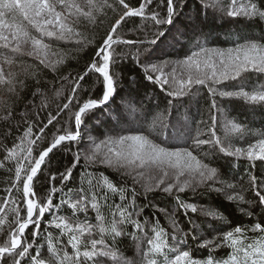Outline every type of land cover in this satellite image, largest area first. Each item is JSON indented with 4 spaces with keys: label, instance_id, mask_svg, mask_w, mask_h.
Listing matches in <instances>:
<instances>
[{
    "label": "snow or ice",
    "instance_id": "obj_1",
    "mask_svg": "<svg viewBox=\"0 0 264 264\" xmlns=\"http://www.w3.org/2000/svg\"><path fill=\"white\" fill-rule=\"evenodd\" d=\"M187 4L188 0H137L136 5L126 0H117L116 4L109 3V0H84L83 3H76L75 0H0V55H3V63H0V85L6 87L8 93L13 96L18 95L17 84L22 85L23 82L18 79L17 73L5 72L4 64L11 67L16 62L12 57L26 54L37 60L44 68H53L55 71L54 65L59 61H48L47 50L50 45L44 42L45 37L69 42L74 36H80V33L74 32L73 27L69 25L70 17L82 16L92 19L95 13L109 9L118 15L98 42L87 67L72 78V94L66 98L67 103L60 109L61 112L69 110V119L74 116L75 130L63 128V134H54L51 143L40 151L38 156H34V146L47 135L45 129L56 119L50 114L47 123L39 128V133L33 134V124H28L20 143H14L10 149L5 147L7 152L5 159H14L16 163L15 180L18 182V190L22 192L21 201L17 203H22L23 208L13 209L15 227L10 234H6L7 239L0 237L3 239L0 246V264H45L37 243L42 225L45 231L48 227H54L60 230L61 236L68 237L67 244L71 247L72 253L63 251L61 255L52 245V233H48V248L53 253L56 264H110V261L114 264H137L136 260L130 261L116 250L117 238L124 235L122 227L124 225H131L142 233L139 237L133 235V239L136 241V248L141 252L142 261L146 264H158L153 258L156 255L163 257L162 264H264L262 222H256L250 228L237 225L231 230L218 232L212 239L201 240L198 233L200 225L195 221L189 219L191 229L185 232L173 220L170 237L172 243L169 244V233L160 226L158 219L150 226L148 218L143 222L140 220L144 207L148 205L141 208L136 205L138 195L135 187L138 182L136 177L145 174L140 171L141 169H149L157 173L158 179L154 186L146 185L143 194L159 189L169 196H174L178 208L183 210L185 216L191 212L211 217L213 221H225L222 214L207 207L198 208L195 203H187L181 199L179 194L186 190H191L193 194H196L198 189L225 193V187L233 189L234 186L232 184L224 186L217 168L210 167L209 163L194 155L193 150L178 144H169L167 141L182 139L181 131L173 135L177 129H184L187 132L188 137L193 140V149L211 145L226 157H246L253 167L255 161L264 162V133L260 134V138L254 144H249L247 149L236 147L232 150V134L241 133L244 129L228 121L224 125L226 132L221 137L217 135L216 115V113L223 115L217 97L240 98L253 105L264 104V82L258 81L259 87L252 84L251 90H246V82L253 74L264 78V42H261L264 38H244L243 42L237 40L233 46L227 48L206 47L208 34L205 29L209 19H216L215 15L208 12V8L225 13L224 0H201V6L194 16L184 15ZM158 8L164 9L165 14L157 11ZM226 15L231 18L258 17L264 20V6L258 0H230ZM134 17L145 21L141 26L143 38L124 39L120 29L127 23L128 18ZM75 42L79 45L84 43L81 40ZM186 44H191L193 50L185 55L184 59L175 61L164 59L169 55L165 49L181 48ZM116 45L135 50L117 52L114 47ZM123 60H129L134 64L135 68L143 73V79L160 85L161 89H164L165 85L168 86L165 113L176 109L177 105L189 103L201 88H206L211 100L209 107L211 123L210 125L207 121L201 123L208 126V138L202 139L200 135L191 137L188 123L180 119H177L175 124H170L163 116L154 117L153 123L149 124L152 110L145 107L144 97L139 96L134 90L125 92L119 87L120 76L114 69ZM168 67L171 68V72L166 74L164 69ZM92 74H98L96 80L100 85L95 98L92 90L84 89L81 83H87ZM230 81L239 82L235 85V90H227L231 87L227 83ZM183 97H187L188 100L180 99ZM0 109L8 111L9 116H14L8 110L6 102H0ZM105 109L108 110L106 113ZM97 112L104 115V119L113 125L110 131H116L117 134L107 136L98 143L93 142L94 149L85 157V161L103 164L120 171L123 175L132 176L131 199L127 188L117 187L101 173L99 178L89 174L87 189L81 187L76 192L69 189L57 203H53V195L58 191L62 192V188H50L46 200L38 201L34 191V179L41 172L46 158L62 144L78 142L85 119H91ZM157 120L160 122L159 128L155 129L157 138L164 137L159 143L143 134L145 126L151 130ZM57 131L60 132L61 129ZM122 132L137 134H120ZM79 161V154H74L71 167L60 173L62 186L71 178L73 169ZM170 176L171 180L166 179ZM52 179L55 180L56 177L52 176ZM217 184L222 186L216 187ZM19 185H22V189H19ZM249 185L256 197L253 207L264 208V183H257V178L250 174ZM109 193L118 194L120 203L115 201L110 203ZM227 199L245 201L244 196L238 192L227 195ZM65 205L71 209L70 217L59 214ZM102 207L111 212L110 221L106 220ZM21 210L26 213L23 217L19 215ZM89 210L95 212V224L89 222L87 218ZM4 211L5 209L0 207V212ZM158 211L169 214L168 210L163 208ZM80 213L84 214L83 220L79 218ZM46 214L50 217L47 220ZM246 214L252 216L253 211H247ZM3 223L4 221L0 220V224ZM29 229L30 233L26 236V230ZM97 230L100 238H96ZM149 231L152 233L151 238L148 236ZM248 232L260 235L253 242H248ZM108 235L111 236V242L106 238ZM190 235L193 240H201L199 247L209 248L210 252L206 259H195L190 250H181L180 246L187 243ZM145 240L148 245L147 251L143 249ZM56 241L60 243L59 237ZM221 247L231 249L227 258L218 259L211 254L212 250ZM169 253L174 256L170 258Z\"/></svg>",
    "mask_w": 264,
    "mask_h": 264
},
{
    "label": "trees",
    "instance_id": "obj_2",
    "mask_svg": "<svg viewBox=\"0 0 264 264\" xmlns=\"http://www.w3.org/2000/svg\"><path fill=\"white\" fill-rule=\"evenodd\" d=\"M76 3H83L84 0H75ZM132 5L137 4V0H126ZM262 6H264V0H258ZM109 3L116 4L117 0H109ZM230 0H224L225 13L217 12L215 9L208 8V12L216 16L215 20L209 19L207 28V38L205 46L209 48H227L233 46V43L237 40L243 42L244 38L249 39H261L264 38V20L260 18L248 19L243 17L231 18L226 15L227 5ZM201 6V0H188L187 7L184 8V15H195L198 7ZM160 11L162 15L165 14V10L162 8L156 9ZM115 18H118L117 13L112 10H105L103 12L95 13L92 19L86 17H70L68 23L73 27L74 32H79L80 36H74L72 41L65 42L59 41L55 38H44V42L50 45L47 50V57L49 62L59 61L53 68H44L39 65V62L33 57L26 54H17L12 57L15 59V64L9 67L4 64L5 72H15L18 74V79L23 84H17L18 95L13 96L9 94L7 88L0 85V102H6L8 110L11 111L14 116H9L8 111L0 109V207L5 209L4 212H0V220L4 223L0 224V237L7 239L6 234H10L15 227L13 213L14 208H23L21 201L22 192L17 188V181L15 180V160H6L5 156L7 152L5 147L12 148L13 144H19L21 137H23L28 124H33V134L39 133V128L43 127L47 123L49 115L55 116L52 125H49L45 129L47 134L43 139L37 141L34 146L33 155L38 156L39 152L51 143L55 135L63 134V128L69 130H75L74 116L69 119V110L60 109L64 103H67V97L71 95L72 78L76 73H82L87 67L92 57L94 56L95 48L100 42L101 37L105 35V32L110 29ZM145 23L141 18L134 17L128 18L127 23L123 24L120 32L124 39H142L143 31L141 26ZM146 31V29H145ZM249 33L257 35L252 37ZM35 34V33H34ZM81 40L84 43L82 45L77 44L75 41ZM264 42V39H261ZM117 52L121 51H134L135 49H128L123 45L114 46ZM191 44H186L181 48H167L165 49L169 55L165 56V60L175 61L184 59L185 55H188L192 51ZM0 63H3V55H0ZM39 65V66H38ZM27 70V72H25ZM119 73V87L125 92L134 90L139 96L144 97L145 107L152 110V117L149 118L153 121L154 117H161L167 119L171 124H175L177 119L182 122H187L190 128V136L196 137L200 135V138H208V126L202 124V121H207L210 125L209 119V107L211 100L207 94L206 88H201L195 96L192 97L189 103L183 105H177L176 109L171 110L168 113L164 112L165 96L167 85L164 89H161L160 85L153 84L143 79V73L136 69L134 64L129 60H123L119 66L114 69ZM164 72L167 74L171 72V68H165ZM158 74V73H157ZM179 74V72H178ZM98 74H92L91 79L87 83H82L84 89H91L93 92V98L100 87L96 80ZM68 79L65 80L64 78ZM102 79V78H101ZM259 82H264V78L253 74V76L246 82V90H251V85L256 84L259 87ZM231 87L227 90H235V85L238 81L227 82ZM79 91V90H78ZM145 92L147 96L145 97ZM180 99L188 100L187 97ZM217 102L220 104L221 109L226 113V117L219 113H216L218 119V131L217 135L223 137L226 129L224 125L231 121L232 124H238L244 131L241 133L232 134V150L236 147L247 149L249 144H254L260 134L264 133V104H250L249 102L240 98H221L217 97ZM119 102V100L117 101ZM175 103V101H174ZM159 105V107H156ZM71 108V106H70ZM74 112L75 109H72ZM105 113L108 111L104 110ZM59 112V115L57 113ZM155 112V114H154ZM183 114V115H180ZM59 121V123H57ZM159 121L154 125L153 129H149L145 126L143 134L148 135L150 139H154L159 143L160 139L157 138L155 129L159 128ZM113 125L104 119V115L100 112L95 113L91 119L86 118L84 125H82L81 139L78 142H71L70 144H62L54 149L49 154V158L46 159L44 165H42L41 172L38 177L34 179V191L36 193V199L46 200L50 188H62V192H56L53 195V203H57L61 196L68 193L69 189L76 192L81 187L87 189L89 174L99 178L103 173L113 184L117 187H125L128 189V196L131 199V191L133 187V177L123 175L120 171L107 167L103 164H91L85 161V157L90 155L94 149V143H98L100 140L105 139L107 136H115L116 131H110ZM57 129H61L60 132ZM199 130V131H198ZM178 131L182 133V139L167 141L169 144H178L181 147H188L189 150H193V154L198 158L204 160L205 163H209L210 167H216L219 173V178L224 182V186L232 184L233 189H227L225 187V193H217L214 191H207L204 189H198L196 194H193L191 190H186L184 193H180L181 199L187 203H195L198 208L201 206L207 207L212 211H216L225 217L224 222L213 221L211 217H203L199 213L189 212L188 216L184 215L182 209H179L174 196H169L163 193L159 189L153 192H149L146 195L145 186L152 184L154 186L158 175L156 172L149 169H141L145 174L143 176H137L138 182L135 184L137 190L136 205L138 208L144 207V211L140 216L141 222L145 218L149 219V226L158 219L160 226L164 227L168 233V243L171 244L170 239L172 232V221L175 220L179 224L180 228L188 232L191 229V225L188 223L189 219L195 221L200 228L198 233L202 239H212L218 232H225L233 229L239 225L242 228H250L256 222L264 223V208H254L253 204L256 200L254 192L250 189L249 175H254L257 178V183H264V162L255 161V166L249 162L246 157H226L222 153H219L215 148L217 157L212 160L209 154V148L211 145H203L199 149H193V140L188 137L187 132L184 129H177L173 132L176 135ZM120 134H137L135 132H122ZM25 144L27 138H25ZM19 155V150H17ZM74 154H79V164L73 169L71 178L65 182L62 186L60 184V173L64 172L67 168L71 167V162L74 159ZM52 176L56 179L53 180ZM171 180L172 177L166 178ZM221 187L222 185H215ZM19 189H22V185H19ZM234 192H238L244 196L245 201H229L227 195H232ZM66 198V197H65ZM8 203H5V201ZM115 201L120 203L119 195H113L109 193V202ZM153 205L155 207H153ZM163 208L168 210V215L161 213L158 209ZM102 213L106 217L107 221L111 219V212L107 208L102 207ZM247 211H253L252 216L246 214ZM60 215L65 217L71 216V209L67 205L63 206ZM19 215L25 216L26 213L21 210ZM50 217L46 214L45 219ZM79 218L84 219V214L80 213ZM89 222L95 224V212L89 210L87 214ZM212 225L211 227L209 225ZM124 235L117 238L116 250L119 254L123 255L128 260H136L137 264H146L142 261L141 252L136 248V241L133 239V235L142 236V233L138 232L131 225H124ZM147 230V229H146ZM52 233L51 242L57 252L63 254V251L72 253L71 247L67 244L68 237L66 235L61 236L60 230L54 227H48L44 230L42 225L40 236L37 237V243L40 246L41 258L45 261V264H56V260L53 259V253L49 251L48 245V233ZM30 229L26 230L25 235L28 236ZM259 233L248 232V242H253L259 237ZM149 238L152 237V233L148 232ZM59 237L60 243L58 244L56 238ZM99 232L97 230V236ZM107 240L111 242V236L108 235ZM3 239H0V246H2ZM201 240H193L191 235L188 237V241L185 245L180 246L181 250H190L193 258L204 260L209 255V248L199 247ZM148 245L146 240L143 244L144 251H147ZM167 251V250H166ZM231 249L228 247H221L212 250L211 254L215 258H227ZM174 254L169 253V257L172 258ZM155 258L158 264H162L163 257L156 255ZM110 264L114 262L110 261Z\"/></svg>",
    "mask_w": 264,
    "mask_h": 264
},
{
    "label": "rangeland",
    "instance_id": "obj_3",
    "mask_svg": "<svg viewBox=\"0 0 264 264\" xmlns=\"http://www.w3.org/2000/svg\"><path fill=\"white\" fill-rule=\"evenodd\" d=\"M249 35L250 36H252V37H257V35H255V34H253V33H249ZM219 104V103H218ZM220 105V104H219ZM222 112H223V115L221 114V113H219V114H221L222 116H224V117H226L227 115H226V113L222 110ZM154 114H155V112H154ZM150 122H153L152 120H150ZM217 152H216V150H215V148L214 147H210L209 148V156L211 157V159L212 160H215L216 159V157H217Z\"/></svg>",
    "mask_w": 264,
    "mask_h": 264
},
{
    "label": "water",
    "instance_id": "obj_4",
    "mask_svg": "<svg viewBox=\"0 0 264 264\" xmlns=\"http://www.w3.org/2000/svg\"><path fill=\"white\" fill-rule=\"evenodd\" d=\"M47 159V158H46Z\"/></svg>",
    "mask_w": 264,
    "mask_h": 264
}]
</instances>
